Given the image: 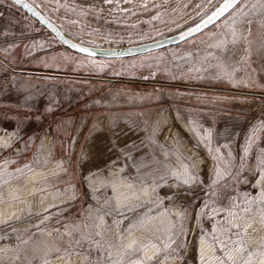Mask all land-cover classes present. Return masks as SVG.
<instances>
[{"label": "rangeland", "instance_id": "1", "mask_svg": "<svg viewBox=\"0 0 264 264\" xmlns=\"http://www.w3.org/2000/svg\"><path fill=\"white\" fill-rule=\"evenodd\" d=\"M0 264H264V0H0Z\"/></svg>", "mask_w": 264, "mask_h": 264}, {"label": "water", "instance_id": "2", "mask_svg": "<svg viewBox=\"0 0 264 264\" xmlns=\"http://www.w3.org/2000/svg\"><path fill=\"white\" fill-rule=\"evenodd\" d=\"M11 1L14 4H16L18 7H20L23 11H25L27 14H29L39 24L45 27L50 33H52L55 36V38L62 45L69 48L70 50L75 51L80 54L87 55V56H93V57L121 58V57H130V56L148 53L151 51L163 49L165 47L180 43L204 31L205 29H207L208 27H210L211 25L219 21L231 9H233L241 0H237V3H235L232 8H229L221 16H218L215 20H213L212 23H206L208 17L211 16L212 13L215 12L216 9L220 7V5H222L224 2L220 4L217 8H215L212 12L204 16L201 20L196 22L195 24L177 33H174L167 37L156 39L153 41H148V42L133 44V45L120 46V47H96V46H90V45L79 43L71 39L70 37H68L66 34H64V32H62V30L49 17H47L41 10H39L30 0H19V3H17V0H11ZM25 5H27V7ZM197 25H201L199 31L189 32L190 29L196 28ZM81 49H87V51H82ZM14 70L19 71V72H28V73L30 72L31 73H45L41 71H29V70H24V69H14ZM56 74L63 75V74H58V73Z\"/></svg>", "mask_w": 264, "mask_h": 264}, {"label": "snow or ice", "instance_id": "3", "mask_svg": "<svg viewBox=\"0 0 264 264\" xmlns=\"http://www.w3.org/2000/svg\"><path fill=\"white\" fill-rule=\"evenodd\" d=\"M17 3H19V0H17ZM235 3H237V0H224V3L222 5H220V7H218L216 9V11L212 13L211 16L208 17L206 23H212L213 20H215L218 16H221L229 8H232ZM25 6L27 7V5H25ZM200 27H201V25H197L196 28L190 29L189 32L199 31ZM81 50L87 51V49H81ZM237 227H238V225H237ZM149 259H151V258H149Z\"/></svg>", "mask_w": 264, "mask_h": 264}, {"label": "crops", "instance_id": "4", "mask_svg": "<svg viewBox=\"0 0 264 264\" xmlns=\"http://www.w3.org/2000/svg\"><path fill=\"white\" fill-rule=\"evenodd\" d=\"M59 131H57L53 126H49L48 129H44V135H47L50 138V142L53 143L54 139L59 142Z\"/></svg>", "mask_w": 264, "mask_h": 264}, {"label": "bare ground", "instance_id": "5", "mask_svg": "<svg viewBox=\"0 0 264 264\" xmlns=\"http://www.w3.org/2000/svg\"><path fill=\"white\" fill-rule=\"evenodd\" d=\"M103 141V140H102Z\"/></svg>", "mask_w": 264, "mask_h": 264}]
</instances>
